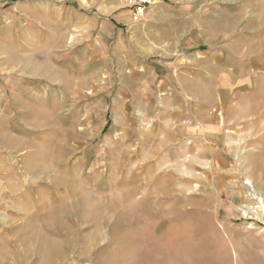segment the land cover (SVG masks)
I'll return each instance as SVG.
<instances>
[{
    "label": "rangeland",
    "instance_id": "1",
    "mask_svg": "<svg viewBox=\"0 0 264 264\" xmlns=\"http://www.w3.org/2000/svg\"><path fill=\"white\" fill-rule=\"evenodd\" d=\"M261 14L0 0V264H264Z\"/></svg>",
    "mask_w": 264,
    "mask_h": 264
},
{
    "label": "bare ground",
    "instance_id": "2",
    "mask_svg": "<svg viewBox=\"0 0 264 264\" xmlns=\"http://www.w3.org/2000/svg\"><path fill=\"white\" fill-rule=\"evenodd\" d=\"M260 21V20H259ZM263 22V21H262ZM260 27V26H259ZM262 44L260 43V45H259V43H258V45H257V43L256 44H252V45H250V47L248 48L249 50H254V49H257L258 47H260ZM47 69V66L45 65V64H43V65H41V67H40V70H42V71H45ZM228 84V83H227ZM199 88V87H198ZM201 88V87H200ZM202 89V88H201ZM194 95H195V97H197L198 99H205V101L206 100H210V98H211V96H210V93H208V94H203V92L200 94L198 91H196L195 93H194ZM200 96V97H199ZM209 102V101H208ZM208 106H210V103H209V105ZM213 107V106H212ZM251 109L253 110V111H255V108H253V106L251 107ZM251 110V111H252ZM249 111H250V109H249ZM243 113H245L244 111L242 112V114ZM172 134L174 135V132H172V133H170L168 136L170 137V136H172ZM170 140H172V139H170ZM164 141V140H163ZM167 141V140H166ZM165 141V142H166ZM162 144V143H161ZM244 186L245 187H247V188H249L250 190H251V192H252V194H251V196H250V198L252 199V200H255L260 206L259 207H257L256 209L258 210V211H260V212H262V213H264V203H263V201H262V199H261V197H259L258 196V194L256 193V189L254 188V186L252 185V183L250 182V180H246L245 181V183H244ZM87 208H89V207H87ZM91 208V207H90ZM88 211V210H87ZM86 211V212H87ZM90 217V216H89ZM243 217H246L244 214H243ZM91 218V217H90ZM92 219H94V218H92Z\"/></svg>",
    "mask_w": 264,
    "mask_h": 264
},
{
    "label": "crops",
    "instance_id": "3",
    "mask_svg": "<svg viewBox=\"0 0 264 264\" xmlns=\"http://www.w3.org/2000/svg\"><path fill=\"white\" fill-rule=\"evenodd\" d=\"M229 15H230V14L228 13V16H229ZM243 16H244V13H241V12H240V15L237 16V17H238V18H240V17L242 18ZM234 17H235V16H233V20L236 21L237 19H235L236 17H235V18H234ZM262 18H264V14H263V15L261 14L260 19L262 20ZM261 24H262V23H261ZM263 24H264V21H263ZM237 25H238V24H237ZM228 26H229V27L231 26V27L234 28L235 25H234V24H232V25L228 24ZM261 41H263V40L261 39ZM260 49H261V51H263V49H262V45L260 46ZM233 52H234V49H233ZM236 55H237V54H236ZM260 56H261V53H260ZM260 56H259V57H260ZM262 60H263V59H262ZM262 60H260V65H261V64L263 65V61H262ZM231 73H232V71L226 72V74H227V75H226V80H227V83L229 84V87H230V84L235 85V86L238 85V84L236 83V81L233 80L234 78H233V75H232ZM237 106L239 107V105H237ZM235 108H236V107H235V105H234V106L230 109L231 112H232V114L235 112ZM199 115H200V114H199ZM199 118H200V117L198 116V119H199Z\"/></svg>",
    "mask_w": 264,
    "mask_h": 264
}]
</instances>
